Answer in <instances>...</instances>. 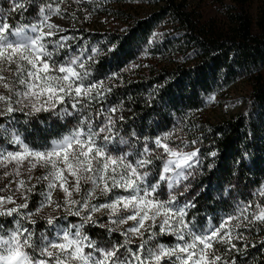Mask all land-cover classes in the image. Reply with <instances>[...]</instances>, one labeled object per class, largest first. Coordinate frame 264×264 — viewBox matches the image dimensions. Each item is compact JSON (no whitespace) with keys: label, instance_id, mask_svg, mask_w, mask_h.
Segmentation results:
<instances>
[{"label":"snow or ice","instance_id":"obj_1","mask_svg":"<svg viewBox=\"0 0 264 264\" xmlns=\"http://www.w3.org/2000/svg\"><path fill=\"white\" fill-rule=\"evenodd\" d=\"M6 2L0 5V264H246L240 257L255 247L248 235L264 232V183L239 200L228 190L219 202L224 215L215 208L201 215L191 189L202 164L199 141L170 143L172 131L146 134L123 124L122 109L110 99L116 87L110 81L121 77L98 79L97 47H73L75 30L54 19L69 15L64 0ZM84 13V20L92 15ZM39 113L60 129L50 141L21 131Z\"/></svg>","mask_w":264,"mask_h":264},{"label":"trees","instance_id":"obj_2","mask_svg":"<svg viewBox=\"0 0 264 264\" xmlns=\"http://www.w3.org/2000/svg\"><path fill=\"white\" fill-rule=\"evenodd\" d=\"M229 1L226 6L220 0L226 11L218 24L202 22L188 0H66L79 21L113 17L126 26L117 32L95 31L89 38L98 45L94 75L103 79L115 72L121 77L111 79L116 87L110 99L122 109L123 124L143 127L146 134L167 129L176 140L199 141L195 147L202 164L191 189L201 215L212 208L224 215L219 202L228 199V190L239 200L256 182L264 183V0H259L256 18L248 12L253 0ZM134 6H149L150 11L142 16L140 9L131 11ZM84 9L92 12L88 20ZM243 78L251 92L241 111L220 122L204 120L208 101ZM23 129L37 142L50 141L60 131L43 115L33 116ZM212 151L216 157L206 156ZM248 240L255 247L240 259L259 264L264 232L253 230Z\"/></svg>","mask_w":264,"mask_h":264},{"label":"rangeland","instance_id":"obj_3","mask_svg":"<svg viewBox=\"0 0 264 264\" xmlns=\"http://www.w3.org/2000/svg\"><path fill=\"white\" fill-rule=\"evenodd\" d=\"M224 4L227 6L230 4L229 0H223ZM0 5H3L4 7H7L6 0H0ZM64 6L67 7V11L69 13L68 16H65L63 18L55 17V22L59 23L61 27L68 29L69 31L75 30V35L78 37V40L73 42V47L75 48L76 44H82L85 46L86 49L89 50L92 46H95L98 48L97 43L95 41L90 42L89 38L91 33L95 31H107V32H117V31H123L126 26L121 23V21L114 19L113 17H104L100 18L99 20L90 19L88 21H79L76 18H73V11L66 3V0H64ZM136 6L132 7L131 11H139L143 13L142 16H145L147 13H149L150 8L149 6H144L141 8H135ZM260 3L259 0H253L250 3V6L248 7V12L253 16V18H256V15L259 11ZM188 8L190 10H195L197 14L200 15V18L202 22L204 23H218L222 24L225 19V7L220 3V0H188ZM160 34L163 36L164 32L163 30H160ZM138 67L137 65L135 66ZM251 92V84L249 80L247 79H240L237 82L233 83L228 89H226L222 94L213 96L207 103L206 109L204 111V120H207V122L215 123L220 122L221 120L225 118H229L235 114H237L244 106V98L248 96ZM19 118L20 116L24 117L21 114H17ZM36 115H43L52 120V117L48 115V113H39ZM34 115V116H36ZM2 122V121H0ZM21 131L24 132L23 127H21ZM178 140V139H177ZM174 137V135L170 138V143L177 141ZM179 140H185V139H179ZM188 141V140H185ZM192 146L189 145V147L186 150H191ZM43 170L40 169L36 171L34 174H40ZM197 174V171L191 178V182L195 179V176ZM59 193V189H57L53 193V199H57V194ZM62 195V194H61ZM37 200V197L32 198V203L30 204V207H33ZM44 213L47 214L51 212L50 208H45ZM73 219V218H69ZM42 226V223H41ZM93 233L96 231V229L91 230Z\"/></svg>","mask_w":264,"mask_h":264}]
</instances>
